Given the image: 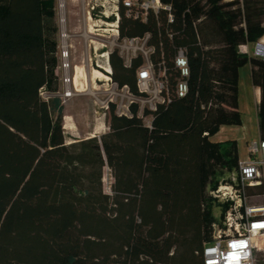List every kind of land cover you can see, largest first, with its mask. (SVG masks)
Listing matches in <instances>:
<instances>
[{"label":"trees","instance_id":"trees-1","mask_svg":"<svg viewBox=\"0 0 264 264\" xmlns=\"http://www.w3.org/2000/svg\"><path fill=\"white\" fill-rule=\"evenodd\" d=\"M161 1L170 9L145 19L122 7L119 23L120 40L147 39L160 73L163 100L143 112L151 125L137 101L129 114L110 102L108 132L68 144L57 0H0V264H204L228 207L210 192L241 159L236 139L212 137L243 123L245 66L259 90L264 139V59L242 50L264 37V0ZM146 61L139 53L126 63L112 51L118 88L146 96L138 82ZM105 166L112 194L103 189Z\"/></svg>","mask_w":264,"mask_h":264},{"label":"rangeland","instance_id":"rangeland-1","mask_svg":"<svg viewBox=\"0 0 264 264\" xmlns=\"http://www.w3.org/2000/svg\"><path fill=\"white\" fill-rule=\"evenodd\" d=\"M88 0H57V14L55 21L59 26L57 39L59 41V68L57 72L60 77V97L64 100V128L66 142L89 137H100L108 132V110L110 102L117 104L119 113H128V106L132 101L140 105L139 115L143 117L146 125H151V116H143L146 108H152L158 102V96L154 93H146V96L136 98L127 89L116 88L112 85H103L105 81L98 78L105 77L97 72L96 62L105 64L100 57L103 51H114L118 49L126 63L130 59L142 53L150 56L146 38H138L134 41H125L114 37L98 36L91 29L92 21L87 18ZM97 51H96V49ZM253 45L251 50L253 51ZM66 55V56H65ZM96 70V71H95ZM156 78L160 73L153 70ZM240 110L242 112V125L233 126L234 132H223L218 138H238L241 145V158L248 157L246 153V141H255L259 138L257 121V90L253 86L251 70L245 66L240 70ZM66 94H70L69 97ZM231 133V134H229ZM74 136V137H73ZM248 143V142H247ZM114 182L111 170L108 166L104 168L103 189L107 194H112ZM257 200V198H254ZM262 201L264 199L259 198ZM217 216L220 209H216Z\"/></svg>","mask_w":264,"mask_h":264},{"label":"built area","instance_id":"built-area-1","mask_svg":"<svg viewBox=\"0 0 264 264\" xmlns=\"http://www.w3.org/2000/svg\"><path fill=\"white\" fill-rule=\"evenodd\" d=\"M122 7L126 9L127 15L142 19L147 18L149 11L158 14L162 9H170L161 0H88L87 18L92 21V32L98 36L118 39ZM134 40L125 39L131 42ZM242 50L250 56L264 59V37L252 44L243 45ZM110 53L106 50L99 55L105 64L95 63L97 72L105 77L98 78V81H105L103 85L118 88L111 76ZM145 55L146 64L138 74L139 88L143 92L154 93L159 102L163 100L160 95L163 83L155 77L148 55ZM177 65L182 74L187 76V60L182 50L177 57ZM186 91L187 84L181 82L179 96H183ZM41 94L46 98L52 96L45 90ZM57 95L60 97V92ZM69 95L66 94L67 97ZM155 106L156 103L152 108ZM261 186H264V139L259 138L248 144V157L240 159L238 170L231 174L228 181L210 192L213 197L228 204V207L223 217L213 225V242L207 244L202 252L204 264H264V200H258L264 199V190L259 189Z\"/></svg>","mask_w":264,"mask_h":264},{"label":"crops","instance_id":"crops-1","mask_svg":"<svg viewBox=\"0 0 264 264\" xmlns=\"http://www.w3.org/2000/svg\"><path fill=\"white\" fill-rule=\"evenodd\" d=\"M256 89V88H255ZM257 90V96L259 97V90L258 89H256ZM236 128H234L233 126H222L221 127V129H220V131L215 135V136H218L219 134H222L224 131L225 132H234V130H235ZM229 134H231V133H229ZM215 136H213V137H215ZM74 137V136H73ZM213 137H212V140H214L213 139ZM260 138V137H259ZM258 138V139H259ZM227 139H233V138H230V137H225L224 139L223 138H218V139H216V140H214V141H224V140H227ZM237 141H238V143H239V150H240V152H241V145H240V140L238 139V138H235ZM258 139H256V140H258ZM248 142V143H247ZM250 142H252L251 140L249 141H246V145H245V147H246V153H248V144L250 143ZM240 158H241V153H240ZM241 159H243V158H241Z\"/></svg>","mask_w":264,"mask_h":264},{"label":"bare ground","instance_id":"bare-ground-1","mask_svg":"<svg viewBox=\"0 0 264 264\" xmlns=\"http://www.w3.org/2000/svg\"><path fill=\"white\" fill-rule=\"evenodd\" d=\"M96 71V70H95ZM101 74V73H100Z\"/></svg>","mask_w":264,"mask_h":264}]
</instances>
